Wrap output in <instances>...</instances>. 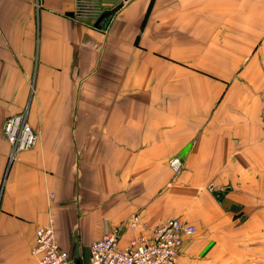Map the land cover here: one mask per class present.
<instances>
[{
  "label": "crops",
  "instance_id": "crops-1",
  "mask_svg": "<svg viewBox=\"0 0 264 264\" xmlns=\"http://www.w3.org/2000/svg\"><path fill=\"white\" fill-rule=\"evenodd\" d=\"M190 1L185 33L155 13L187 0H100L97 26L73 0H0V264H37L49 216L73 264L130 216L119 246L177 218L176 264H264V0ZM24 109L37 138L9 159Z\"/></svg>",
  "mask_w": 264,
  "mask_h": 264
},
{
  "label": "built area",
  "instance_id": "built-area-1",
  "mask_svg": "<svg viewBox=\"0 0 264 264\" xmlns=\"http://www.w3.org/2000/svg\"><path fill=\"white\" fill-rule=\"evenodd\" d=\"M72 14L75 18L93 21L102 14L100 0H73ZM26 109L7 116L1 123V132L9 145L8 158L19 151L31 148L36 141V133L26 119ZM167 166L177 173L182 162L177 156L167 159ZM213 190V185H207ZM140 226L136 216H130L114 227L103 223L102 235L90 243L88 264H176L178 249L183 241L194 233L193 225L177 218H168L153 226L148 235L136 233L123 246L118 245L124 230L136 231ZM30 254L37 258V264H73L67 253L57 244L52 217L37 227L33 234Z\"/></svg>",
  "mask_w": 264,
  "mask_h": 264
},
{
  "label": "rangeland",
  "instance_id": "rangeland-1",
  "mask_svg": "<svg viewBox=\"0 0 264 264\" xmlns=\"http://www.w3.org/2000/svg\"><path fill=\"white\" fill-rule=\"evenodd\" d=\"M152 7H153V0H150L148 6L146 8V14L149 13L150 10H152ZM166 11H170L172 14L178 15V16H180V15L188 16L187 19H184V20H188L187 22H183L182 24H175L174 23L171 25V29L184 31L185 33H191V31L194 30V20H192V22L190 21L191 20V13L192 12L194 13V7H191V1L190 0H187V2H179L178 4L172 5L171 7H168V8H159L155 14H162ZM181 12H183V13L181 14ZM167 25L168 24L162 25L161 27L163 28ZM189 40H190V38L188 36L187 41H189ZM174 174H176V173H174Z\"/></svg>",
  "mask_w": 264,
  "mask_h": 264
},
{
  "label": "water",
  "instance_id": "water-1",
  "mask_svg": "<svg viewBox=\"0 0 264 264\" xmlns=\"http://www.w3.org/2000/svg\"><path fill=\"white\" fill-rule=\"evenodd\" d=\"M69 15H71V14H69ZM101 16L102 15H100L97 19H95V21H94V26H96L97 24H98V22L100 21V19H101Z\"/></svg>",
  "mask_w": 264,
  "mask_h": 264
}]
</instances>
